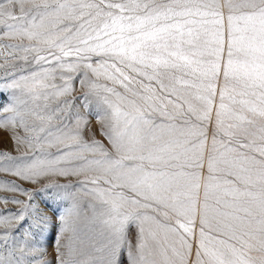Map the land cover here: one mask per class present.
I'll list each match as a JSON object with an SVG mask.
<instances>
[{
    "label": "snow or ice",
    "instance_id": "snow-or-ice-1",
    "mask_svg": "<svg viewBox=\"0 0 264 264\" xmlns=\"http://www.w3.org/2000/svg\"><path fill=\"white\" fill-rule=\"evenodd\" d=\"M0 129V264H264V0H0Z\"/></svg>",
    "mask_w": 264,
    "mask_h": 264
},
{
    "label": "rangeland",
    "instance_id": "rangeland-1",
    "mask_svg": "<svg viewBox=\"0 0 264 264\" xmlns=\"http://www.w3.org/2000/svg\"><path fill=\"white\" fill-rule=\"evenodd\" d=\"M9 41H5V43H8ZM77 88H79V84L77 82ZM54 106V105H53ZM93 125H95V121H93ZM99 138V136H98ZM0 152H9L13 156H17L20 153L16 152L15 146L12 143V140L10 138V134L4 130L0 129ZM57 179L59 183H72L75 184L77 182L76 177H72L69 179L65 178H53ZM0 181H15L20 185V187L35 191L37 188L40 187V185H34L27 182L19 181L16 177H13L11 175L0 173ZM51 191V190H50ZM72 189H69V192H71ZM63 194V193H62ZM80 200L82 201V213H81V221L79 222V226L83 227V217L90 215V209L88 207V198L83 197L81 194H77ZM0 197H6V198H17L21 200H25L26 197L20 196L17 193H11L6 191H0ZM40 208L45 212L47 216L51 218V227L47 229L46 231V238L41 242V246L46 250L44 259L51 261V264H56V241L60 238L59 237V229H60V221L57 219V216L59 215V212L62 211L63 208L69 207L71 204L70 200H65L60 202L59 210H57L56 205H52V208H45L43 202L40 199H37L35 201ZM18 210V205L8 203H0V213H8V212H16ZM56 210V215L53 214V211ZM15 224V222H14ZM27 224V221L25 222V226ZM4 231V229H0V232ZM13 234L16 236H20L22 238V233L16 232L13 227ZM134 234V233H133ZM66 242L65 240H61V243Z\"/></svg>",
    "mask_w": 264,
    "mask_h": 264
}]
</instances>
